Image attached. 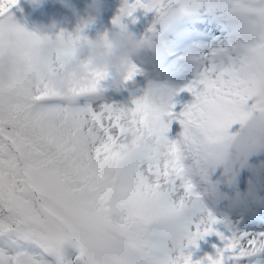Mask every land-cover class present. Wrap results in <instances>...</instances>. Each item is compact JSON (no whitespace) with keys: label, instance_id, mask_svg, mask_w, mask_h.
<instances>
[{"label":"snow or ice","instance_id":"obj_1","mask_svg":"<svg viewBox=\"0 0 264 264\" xmlns=\"http://www.w3.org/2000/svg\"><path fill=\"white\" fill-rule=\"evenodd\" d=\"M18 0H0V49L28 65L0 106V264H67L62 247L74 242L83 264H236L264 251V233L225 236L194 183L183 175L187 131L167 133L173 121L194 128L225 155L264 139V0H133L122 15L152 11L163 21L201 5L219 8L234 22L235 57L213 49L209 66L180 91L195 99L175 111L171 89L149 86L131 105L80 106L98 94L103 76L74 98L50 93L42 70L70 57L76 34L29 31L10 15ZM120 17L114 23L119 24ZM146 41H142L144 43ZM139 69L132 68L126 81ZM240 132L231 133L233 125ZM134 133L141 151L126 150ZM199 159L202 149L197 147ZM199 217V219H197ZM213 232L223 241L215 258L193 261L186 251Z\"/></svg>","mask_w":264,"mask_h":264},{"label":"rangeland","instance_id":"obj_2","mask_svg":"<svg viewBox=\"0 0 264 264\" xmlns=\"http://www.w3.org/2000/svg\"><path fill=\"white\" fill-rule=\"evenodd\" d=\"M26 0H18L17 5L11 9L21 6L22 8L14 14L15 21L25 27L29 31H34V25L55 24L56 29L49 35H55L61 32L60 27L73 22L76 16H83V23L75 25L72 32L76 34L78 31L82 35L91 39L95 35L103 31H119L126 29L132 33L137 41H146L142 43V47L133 58V64L139 69L137 75L132 80L139 81L143 74L147 75L146 68L152 66L150 62H156L157 58L150 54L149 49L157 46L162 50V40L164 37L174 38L177 43L179 37H192L199 45L198 49H190L189 53H183V59L179 67L174 72V77L166 81L162 85L171 89L174 93L172 102L175 105V111H181L186 105L194 101V97L180 89L185 88L189 83L197 79L199 74L209 66V55L213 49L223 48L226 55L223 60L226 63L228 57H235L236 53L231 50V45L235 42L234 22L229 20L219 8H211L208 5H201L196 8L200 13L199 21L195 22L193 27H189L185 19L186 13L173 12L163 21L157 20V14L144 9H137L131 17L122 15L121 10L125 3H132L133 0H103L101 11L94 16L91 22L87 21L84 14V6L88 0L78 3L77 0H70L77 9V15L63 8L57 0H40V5L34 13L23 16L26 9ZM117 17H120L119 24L114 23ZM190 26L193 23H190ZM190 29V30H189ZM188 31H191L189 34ZM195 34L197 39L192 35ZM172 34V36H171ZM202 41V42H200ZM140 64L144 65L141 66ZM185 80L183 81V78ZM103 83V82H102ZM158 85V84H157ZM141 90L137 95L133 96L126 103H111L107 98L101 102L97 101L98 94H103L108 98L112 94L113 89H104L95 95L88 96V101H80V106H94L96 104H115V105H131L133 98L140 96L148 88ZM240 125H233L230 129L231 133L240 132ZM182 131L180 124L176 121L172 122L169 132V139H176ZM235 145L229 148L228 163L218 164L209 168L205 173L204 182L210 189V195L203 198L204 204L221 221L214 225V229L223 233L225 236L233 234H258L264 233V225L260 218L256 206L253 205L258 199L264 203V146H260L257 153L250 154V150L234 153ZM232 190L234 194L230 192ZM250 195V196H249ZM232 197V198H231ZM257 213V214H256ZM258 216L255 221L254 218ZM243 224H252L251 227H245ZM257 225V226H255ZM223 241L213 232L196 242L195 246L189 247L186 251L191 253L193 261L200 260L207 256L215 258L218 248L223 247ZM80 252L78 247L73 244L67 245L63 257L67 264H82L78 259ZM253 257L264 258V251H261Z\"/></svg>","mask_w":264,"mask_h":264},{"label":"clouds","instance_id":"obj_3","mask_svg":"<svg viewBox=\"0 0 264 264\" xmlns=\"http://www.w3.org/2000/svg\"><path fill=\"white\" fill-rule=\"evenodd\" d=\"M65 9L77 15V9L70 0H57ZM103 0H88L84 6V14L87 21L91 22L102 9ZM35 32L50 34L56 29L55 24L39 23L34 25ZM142 42L137 41L132 33L126 29L119 31H103L79 42L73 54L53 72L42 70L45 85L50 93L64 98H74V92L79 89L91 88L98 75L103 76L104 89H114L122 86L132 68L133 58L142 47ZM28 65L11 48L0 49V89L9 88L20 79ZM150 81V86H155ZM10 103V97L5 92L0 95V106L6 107ZM187 131L193 143L185 146L183 175L196 186L203 200L210 195V189L204 182L206 171L218 164H227L228 153L220 154V150L205 144L204 137L194 128L182 129ZM260 140L254 139L248 142L247 147L254 146ZM126 144V150L130 152L141 151L144 141L134 133L122 141ZM236 146H242L237 141ZM232 145V146H233ZM231 146V147H232ZM197 147L203 151L197 158ZM199 219V217H197Z\"/></svg>","mask_w":264,"mask_h":264},{"label":"trees","instance_id":"obj_4","mask_svg":"<svg viewBox=\"0 0 264 264\" xmlns=\"http://www.w3.org/2000/svg\"><path fill=\"white\" fill-rule=\"evenodd\" d=\"M46 259L48 260L49 258L46 257ZM48 261L50 262V264H53V263H52V259H50V260H48Z\"/></svg>","mask_w":264,"mask_h":264}]
</instances>
